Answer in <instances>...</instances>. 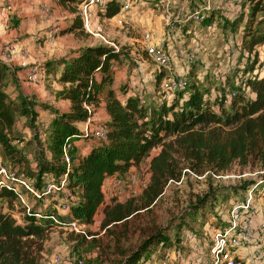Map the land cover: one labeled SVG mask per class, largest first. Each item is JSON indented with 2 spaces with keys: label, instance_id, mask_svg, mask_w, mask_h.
Wrapping results in <instances>:
<instances>
[{
  "label": "trees",
  "instance_id": "16d2710c",
  "mask_svg": "<svg viewBox=\"0 0 264 264\" xmlns=\"http://www.w3.org/2000/svg\"><path fill=\"white\" fill-rule=\"evenodd\" d=\"M124 4L125 0H110L100 16L112 19L121 12ZM241 4L242 8L252 9L253 19L264 8V0H241ZM215 19L211 13L202 22V28L214 24ZM77 31H83L78 17L64 33ZM248 35L252 36L250 50L257 41L264 40L253 32H248ZM127 52L124 48L117 52L113 47L100 44L80 50L70 60L60 59L43 66L48 76H56L58 68H62L55 80L65 88L57 92V97L72 104L69 112H60L53 106L25 96L17 82L18 69L0 61V145L4 147L6 156L13 158L12 165L5 167L18 176L27 175L34 179V186L44 193L48 176L58 180L66 172L62 160L66 139L76 136V139L85 140L83 145L75 143L72 153L68 187L78 200L71 204L68 214L72 215L71 219L93 223L105 202L106 180L116 175H129L160 148L151 160V178L139 199L140 205L130 200L104 207L103 229L107 237L119 243V252L115 253L119 258L114 264L147 261L153 249L163 251L160 254L163 258L168 250L174 248L169 235L159 227L158 231L148 234L138 250L126 251L121 245L123 234L117 231V225L127 223L141 209L155 205L170 182L180 181L185 170L202 177L207 173L224 176L239 162L248 165L253 161L264 167V75L248 79L246 87L250 96L237 88L231 96L223 93L211 101L205 96L208 92L195 79L192 80L190 71L186 75L187 88L173 93L163 91L166 73L157 68L155 90L160 93V102L148 105L140 95L128 96L127 89L124 99H121L113 88L115 71L111 70V65L114 61L126 63ZM103 102L108 114L107 138H84L80 125L90 117L85 104L97 111ZM41 112L51 117L45 123L49 124L48 139L44 138L45 134L38 126ZM18 117L27 120L33 133L24 150L12 145V142H20L16 133ZM29 156L33 157V166ZM261 181L264 187V177ZM256 184L261 185L259 182ZM26 193L30 192L25 187L2 186L0 198L13 209L17 200ZM46 199H38L34 206H21L25 214L23 225L8 212L9 208L6 212L0 210V264H41L40 248L36 247L35 239H44L49 225L41 224L40 219L56 217L63 221L68 218L62 217L55 205L43 207L41 201ZM217 200L214 191L208 200L199 199L193 210L196 212L217 203ZM114 227L116 229L113 230Z\"/></svg>",
  "mask_w": 264,
  "mask_h": 264
},
{
  "label": "rangeland",
  "instance_id": "374dc122",
  "mask_svg": "<svg viewBox=\"0 0 264 264\" xmlns=\"http://www.w3.org/2000/svg\"><path fill=\"white\" fill-rule=\"evenodd\" d=\"M64 1L79 3L78 0ZM6 2L12 3L13 0L0 1V8H3L2 6ZM135 2L134 11L127 13L122 18L123 24L118 23L120 21L118 18L111 22L110 19H104L100 14L98 15L99 22L94 21L96 27L98 24L102 27L104 35L109 41L116 43L120 50L124 48L128 51L125 60L129 70L118 75L113 84L119 98L124 99V91L127 89L128 96L140 95L142 101L148 105L160 102V93L155 90L157 67L146 54V44L143 39L146 32H150L156 42L171 53V59L174 61L172 73L187 78L186 75L191 72L192 80L195 79V82H198L199 86L208 92L205 95L206 98L215 101L223 93L231 96L237 88L250 96L246 87L248 79L264 75V40L257 41L254 48L250 50L249 43L252 42V36L248 35V32H253L254 35L264 39V8L256 13V17L253 19L251 17L252 9L242 8L241 0L237 4H231L230 0H135ZM207 2H211L212 13L216 17L214 24H209L211 26L204 25L202 28V24L190 23L188 27H185L182 26L183 24L175 22L171 28L166 26L164 17L168 12L172 13L173 19H177L183 15H190ZM50 8L55 9L54 6ZM62 8L59 16L65 20V23H69L72 19L68 16L69 10L63 4ZM136 8L141 13L143 21L134 18ZM19 11L20 9L17 8L11 15L14 27L19 26L21 19L27 20ZM46 19L47 15L40 17L41 21H47ZM83 31L68 35V37H59L57 42L63 47L64 55L84 46L92 45V43L101 44L100 40L95 41L93 36L90 40L89 35L87 36ZM110 31L112 34L107 33ZM25 36L27 40L30 39L31 43H35L38 47L43 46L46 42L45 36L41 35L39 30L34 31L33 34H25ZM61 55L55 56L60 59ZM191 55L195 58L194 62L189 60ZM57 57L51 61L58 60ZM51 61H47L46 64ZM42 62L44 63V61ZM18 70L22 71L23 69L18 67ZM55 77L53 75L48 77L47 84L53 83L52 85H54ZM48 90L53 93V86L51 89L47 88L46 91ZM10 91L12 95H15L13 89ZM45 104L50 106V103ZM103 107L101 104L97 111H102ZM45 115V112L40 113L39 120L44 124L39 121L38 126L44 132V138L48 139L50 135L47 132L49 131L47 126L49 124H45L48 122ZM16 124V133L20 136V142H12V145L19 150H24L26 144L32 139L33 133H31L25 118L18 117ZM95 127H92V131ZM76 141L83 143L85 140L73 138L74 144ZM159 151L160 148L154 150L140 168L131 170L129 175L120 176L125 184H128L123 192L113 189L107 181L104 206L130 200H134L137 205H140L139 199L151 178V160ZM12 159L6 156L4 147L0 145V164L2 166L12 165ZM28 159L33 166V157L29 156ZM183 173L180 181L170 182L155 205L149 209H141L127 223L117 225V231L123 234L121 245L126 251L138 250L148 234L155 230L158 231L159 227H163L172 240L174 248L168 250L165 257L162 258L160 255L163 254V251L158 252L153 249L147 256V261H141L139 264H213L214 259L211 254L215 245L213 237L216 231L223 227L222 224L227 219V208L233 203L244 200L250 189L257 182H261L260 180L264 177V167L253 161L248 165H242L239 162L222 177L212 173L197 177L188 170ZM19 177L26 180L27 185L32 189H37L34 186V179H30L27 175L26 177L19 175ZM253 183L254 185H252ZM214 191L218 196L217 203L209 204L195 212L193 208L198 204L199 199L207 198L208 200ZM77 200L78 197L75 195L72 203ZM38 201L31 192L26 193L22 199L17 200V206L10 209L5 200L0 198V210L6 212L9 208L8 212L15 215V220L23 225L25 214L21 206H34ZM253 201L255 213L252 212V215L259 227L264 224V187L262 184L255 189ZM41 204L43 207H52L56 203L46 199L42 200ZM104 206H101L95 216V220H101V224L99 226H94L93 223L88 225L90 227L86 231L90 235L104 230L102 226L105 218ZM58 210L62 217H67L70 214L60 211V208ZM71 218H73L72 215H69L67 219L58 223L54 220L40 219L41 224L49 225L45 238L35 239L36 247L40 248L41 264H53L57 255L70 260L72 264L78 260H82L83 264H114L119 258V254H115L119 252V246H117L119 243L116 239L112 240L107 237L106 233L96 240H88L81 234L75 235L66 227ZM114 229L116 228L114 227ZM258 243L247 246L242 251L235 250L232 252V256L239 255L241 259L247 261L255 255L257 250L262 254L264 252V232L260 235Z\"/></svg>",
  "mask_w": 264,
  "mask_h": 264
},
{
  "label": "built area",
  "instance_id": "2783aa9c",
  "mask_svg": "<svg viewBox=\"0 0 264 264\" xmlns=\"http://www.w3.org/2000/svg\"><path fill=\"white\" fill-rule=\"evenodd\" d=\"M109 1L110 0H82L77 17L82 21L83 30L86 34L93 36L96 40H100L102 45L115 48L118 52L120 51L118 45L107 39L104 35V30L100 25L96 27L94 24V21L98 19V15L106 9ZM239 2L240 0H230L231 4H237ZM135 4V0H125V4L121 12L115 16L116 19H120V21H118L119 24H123L122 18H124L127 13L132 11ZM211 13L212 4L211 2H207L205 5L200 6L199 9H195L190 15H183L177 19H173L172 13L168 12L167 16L164 18L166 26L171 28L174 22L183 24L182 26H188L190 23L202 24V22L206 20ZM58 32L59 26L53 27L50 30L48 41H52ZM143 39L146 44V54L148 59L155 63L158 69H162L166 73L162 82L163 91L173 93L176 90L187 88L189 84L188 79L182 75L173 74L174 72L172 73V64L174 61L171 59V53L161 47L150 32H146ZM189 58L190 61L194 62L195 58L193 55ZM117 65L118 63L114 61L111 65V70H115ZM44 74L45 72L43 66L35 63L25 74L24 80L29 85H44ZM85 108L90 113V117L80 128L83 137L88 138L92 136L99 139H106L108 134L106 126L95 127L94 131H92V118L95 113L94 107L85 104ZM75 137L76 136L67 138L64 143L65 146L62 160L63 164L66 165V172L58 180L48 176L46 179L44 193H41V191H38L35 188L32 189L27 185L26 180L17 176L16 172L11 171L1 164L0 189L2 186H24L37 199L41 200L46 197L48 198L47 200H51L52 203L55 201L56 204L54 205L57 208H60V211L70 213L74 195L72 190L68 187V179L69 171L73 166L72 152L74 151L76 145L73 142V138ZM109 182L112 184L113 189H118L121 192L128 187V184H125V182L118 175L109 178ZM258 187V184H256L250 189L248 196L244 200L233 203L229 208H227V219L224 220L226 225L224 226L225 223H223V227L217 230L213 237L215 244L211 250V254L214 259L213 264H262L264 260V252L260 254L259 250H257L255 255L247 261L241 259L237 255L235 257L232 256V252L235 250H240L242 248L245 249L247 246L259 244L260 235L264 232V224L258 227L255 222L254 215H252V212L255 213L253 209V194L255 189ZM38 216L41 217L40 214ZM50 220H54V222L57 223L62 221L56 217H52ZM99 224H101V220H95L94 218L93 225L99 226ZM88 225L89 224L83 223L78 219H70L66 227H68L71 233L75 235H84L88 240L100 238L106 233V230L104 229L102 231L99 230V233L90 235L89 232L86 231L88 227H90ZM53 264H72V262L64 259L60 255H57ZM75 264H83V262L82 260H78Z\"/></svg>",
  "mask_w": 264,
  "mask_h": 264
},
{
  "label": "crops",
  "instance_id": "0c3cea01",
  "mask_svg": "<svg viewBox=\"0 0 264 264\" xmlns=\"http://www.w3.org/2000/svg\"><path fill=\"white\" fill-rule=\"evenodd\" d=\"M0 1H5V0H0ZM78 1L79 3L76 2L73 3L72 1L69 3V2H65L64 0H23V1L13 0L12 3L6 2V4L2 6L3 8H0V61L6 63L8 66L10 65V67H12L13 69H18V67L23 69L22 71L20 70L17 71L16 78L25 96L29 98H33L36 101L42 103L43 102L50 103L51 107L53 106L57 108L60 112H69L72 105L68 100L57 97V92L65 88L63 84L57 82L55 79H54L55 81L54 85H52L53 83L51 85L47 84L48 82H46V79H49L48 77H51L52 74L48 76L45 73L44 74L45 83L44 85H40V86L36 84L29 85L28 83L25 82L24 77L25 74L29 71L30 67L35 63L44 66L47 61H51V59H55L57 57L55 55L58 54H62L61 55L62 58L60 59L70 60L72 57L77 56L80 50L87 47L99 45L92 43V45L84 46L83 48L73 51L68 55H64L65 53H63L64 52L63 47H61L59 45V42H57L60 36L68 37V35L77 34L78 32H80V31L71 32V34L64 33V31L70 28V26L74 23L73 19L78 14L82 0H78ZM62 4L68 8L69 10L68 16L72 18L69 23H65V20L59 16L61 13V9H63ZM51 6H54L55 9L50 8ZM17 8L20 9L19 12L21 13V15H23V18L26 17L27 20L21 19L19 26L14 27L13 26L14 24L12 25L11 15L15 13ZM132 11H134V7L132 8ZM135 11L136 12H134L135 13L134 18L143 21L144 19L141 16V13H139L138 8H136ZM43 15H47V19H46L47 21L40 20V17ZM115 20L116 17H112V19H110L109 21L114 22ZM95 22H99V20L96 19ZM55 26H59V32L55 35L52 41H48L50 30ZM36 30H39L41 32V35L45 36L44 39L46 42L44 43L43 46L38 47V45H36L35 43H31L30 39L27 40V37L25 36V34L28 35L29 33L33 34V32ZM107 33L112 34L111 31ZM86 35L88 36V34ZM88 38L91 40L92 36L91 37L88 36ZM15 42L18 43L16 44ZM57 58L58 60H60L59 57ZM42 61H44V63ZM117 63L118 65L114 70L115 71L114 81L116 80V77L118 75H122V73H126L127 70H129L127 63H121V62H117ZM61 70L62 68L60 67L57 70L58 73L56 71L57 74L55 77L56 79L59 73L61 72ZM52 86L54 89L53 93L50 92V90L46 91L47 88L51 89ZM102 106H104L102 111L100 112L95 111L94 113V116L92 118V123H93L92 127L107 126L106 123L108 120V114L105 111V103L104 104L102 103ZM44 117L46 120L51 118L48 114H46ZM82 125L83 124L80 125V128L82 127ZM76 144L83 145V143H81L80 141L79 142L76 141ZM107 181H109V179L106 180L105 184L107 183ZM108 183L110 184V186H112L110 182ZM105 192L106 190L104 188V194ZM105 199H106V195H105ZM103 206L104 204L102 205V207ZM106 206L107 205H105L104 207ZM243 249L244 248L240 249L239 251H242Z\"/></svg>",
  "mask_w": 264,
  "mask_h": 264
}]
</instances>
